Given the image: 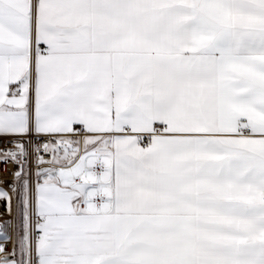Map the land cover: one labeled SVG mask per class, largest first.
Here are the masks:
<instances>
[{
  "label": "snow or ice",
  "instance_id": "snow-or-ice-1",
  "mask_svg": "<svg viewBox=\"0 0 264 264\" xmlns=\"http://www.w3.org/2000/svg\"><path fill=\"white\" fill-rule=\"evenodd\" d=\"M0 165V264H264V0H0Z\"/></svg>",
  "mask_w": 264,
  "mask_h": 264
},
{
  "label": "built area",
  "instance_id": "built-area-1",
  "mask_svg": "<svg viewBox=\"0 0 264 264\" xmlns=\"http://www.w3.org/2000/svg\"><path fill=\"white\" fill-rule=\"evenodd\" d=\"M10 168H11L10 165L7 166V169H10ZM0 169H4V171H3V178H4L5 182L9 181L11 179V177L7 175V170H6L5 166L0 165Z\"/></svg>",
  "mask_w": 264,
  "mask_h": 264
},
{
  "label": "bare ground",
  "instance_id": "bare-ground-1",
  "mask_svg": "<svg viewBox=\"0 0 264 264\" xmlns=\"http://www.w3.org/2000/svg\"><path fill=\"white\" fill-rule=\"evenodd\" d=\"M0 212H2V213L6 212V205L2 201H0Z\"/></svg>",
  "mask_w": 264,
  "mask_h": 264
},
{
  "label": "rangeland",
  "instance_id": "rangeland-1",
  "mask_svg": "<svg viewBox=\"0 0 264 264\" xmlns=\"http://www.w3.org/2000/svg\"><path fill=\"white\" fill-rule=\"evenodd\" d=\"M0 214H3L2 212H0Z\"/></svg>",
  "mask_w": 264,
  "mask_h": 264
}]
</instances>
